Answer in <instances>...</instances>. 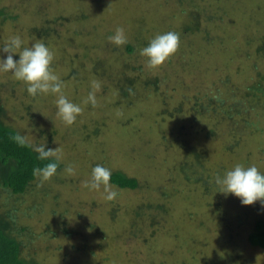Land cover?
Listing matches in <instances>:
<instances>
[{
    "label": "rangeland",
    "instance_id": "rangeland-1",
    "mask_svg": "<svg viewBox=\"0 0 264 264\" xmlns=\"http://www.w3.org/2000/svg\"><path fill=\"white\" fill-rule=\"evenodd\" d=\"M2 8L14 18L0 17V47L14 35L23 40L22 48L43 42L31 27H46L63 93L83 108L66 126L56 115L55 96L33 98L23 82L0 73L3 121L31 145L56 149L60 157L50 180L41 184L36 177L23 194H0V212L9 204L19 219L15 225L30 229V237L20 233L22 256L32 254L46 264H222V258L264 264V249L248 242L256 220L264 218V206H244L234 195L217 192L214 182L236 164L264 172V133L245 138V112L232 118L235 123L218 122L211 111L198 113L195 100L180 103L184 93L190 95L188 85L201 92V101L221 94L228 104L257 79L264 69V56L256 54L264 38V0H0ZM117 27L128 38L121 47L107 39ZM167 31L179 33L180 47L164 66L149 70L139 50ZM86 52L90 55L80 58ZM77 58L71 67L78 71L66 78L73 71L66 64ZM103 70L104 76H97ZM127 76L140 96L135 108L116 94L118 78ZM153 79L156 88L147 84ZM224 79L229 84L224 86ZM94 82L101 84L96 107L83 103ZM160 93L167 100L168 122L150 115L130 119L135 110L144 115L163 110L155 96ZM251 95L255 109L246 116L261 127L264 93ZM69 164L74 174L64 170ZM96 164L135 177L139 186H115L119 198L105 200L83 186ZM162 204L171 215L159 208ZM138 206L136 226H125ZM153 217L158 219L151 225Z\"/></svg>",
    "mask_w": 264,
    "mask_h": 264
},
{
    "label": "trees",
    "instance_id": "trees-1",
    "mask_svg": "<svg viewBox=\"0 0 264 264\" xmlns=\"http://www.w3.org/2000/svg\"><path fill=\"white\" fill-rule=\"evenodd\" d=\"M0 17H2L5 20L7 19L10 20L14 18V16H11L4 8L0 9ZM31 32L35 34L36 36H38L39 38H42L43 42L47 45L46 40H47L49 33L46 27L34 26V27H31ZM80 35L81 34H79V36ZM127 49L130 52L133 51L132 45L128 44ZM256 54L259 57L261 55L264 56V38L261 39V43L258 45L256 49ZM86 55H90V54L86 52L84 56H81L80 58L82 57L87 58L88 56ZM80 58H77L76 60H74V62L73 61L68 62L66 66L68 65V67H71L73 64L75 65V62L79 60ZM56 62H57V59L53 60L52 64L54 65ZM105 66H106L105 68H107L106 64ZM71 68L73 69V71L70 70L66 78L68 77L70 78L71 75L68 76L69 73L71 72L76 73L78 71V69H76L75 67H71ZM105 68L103 67V69ZM95 69L96 68L93 67V69L91 70L92 74L96 72ZM104 74L105 73L103 70V72L98 74L97 76L102 78ZM74 81L78 82L76 79ZM97 81L99 80L97 79ZM117 81H119V83L118 84L115 83L116 94L117 93L120 94V97L122 98V100H124L125 103H127L128 108H135V103L137 102L138 99H140V96L134 94V86L132 83V79H130V77L127 76V77L118 78ZM117 81L114 80V82H117ZM111 82L109 83V85H112ZM222 83L225 86L229 84V81L228 79H224ZM147 84H153L151 87L156 88L157 80L153 79ZM187 87H188L187 91L190 95H187V93L186 94L184 93L182 95L184 96V98H181L182 100L180 103L184 102L187 99L195 100L196 101L195 104L197 103L196 108L198 110V113L206 114V111H211V113L215 115L216 120L218 122H220L221 120H230L231 123H235L234 119L232 118L236 116L237 114H239V112H242V113L245 112V117L243 120L244 123L242 124V132H244L245 138L247 137L246 139H248L254 136L259 137L264 133V124H261L262 125L261 127H256L252 119H250V115H249V118L248 116H246V112L250 108H252V110L255 109L254 107L255 104L252 106L253 99L251 97L252 96L251 93L259 92V91L264 93V69L261 71H258L257 79L251 82L247 87H245L242 93H240L237 97L232 96V100L228 102V104L226 103L227 100L221 94H217L215 96L212 95L209 98H207L205 101H201L200 100L201 92L191 91L193 90V88L188 85ZM155 96L159 98V101L157 102L163 105V108H162L163 110L161 111L159 110L157 113L153 112V114H150L148 112V113H145L146 115L142 114L140 111L137 112L135 110V114H133V116L130 118L133 122H137L141 118L144 119L148 115H150L151 118L155 120V122L157 119H159L160 122H165V123L167 120L168 121L170 120V116H167V114L165 113L166 107H164V104H167L166 97L164 96V94H161V93L159 95L156 94ZM255 101L257 103V100ZM202 106L207 107L206 108L207 110H204L205 108L203 109ZM233 108H234V111H232ZM181 110H177L175 113L181 112ZM3 112H4V109L2 107L1 99H0V194L2 190H6L8 193L10 192L11 194H14V195H17V194L20 195V194L25 193L26 190L30 188L29 186L31 182L36 178V176L33 175V169L36 167H43L45 164L50 162V160H54L55 157L50 158V160L40 161L37 159V154L33 151L32 147L21 146L20 144H18L16 140L14 139V137L19 132L13 126L8 125L3 121ZM170 112H173V111H170ZM193 122L198 123L199 119L198 121H193ZM230 134L228 133V136H230ZM242 138L244 139V137H241V139ZM196 152L198 151L192 149L190 154L196 157V154H197ZM197 158L199 157L197 156ZM196 160H197L196 162L197 164H194V166L195 168L198 169V166L200 165V163L198 162L199 161L198 159ZM56 162L59 168L60 167L59 160H56ZM194 180H196V178ZM171 182L172 181H168V183H171ZM111 183L114 186H117L119 188H125V189H135L139 186V181L135 177L127 176L125 173L120 172V171H116L112 173ZM163 186H166V185H163ZM163 188L164 187L161 188L162 191H163ZM168 190H171V189H169L168 187ZM167 193L169 192L166 190L165 194ZM17 200H18L17 201L18 204L20 203V201H22V200L19 201L18 198ZM8 205L9 204L5 205V208H6L5 211L0 212V264H46L44 262L37 260L36 258H33L32 254H30V257L22 256V248L24 244H23V240L21 238L20 233L24 236L30 237L31 232H30L29 227H26V226L19 227L15 225L19 221V219L13 217L11 213V211L13 210H8V207H9ZM139 206L131 212L132 217H133L131 220L127 217L128 221H125V222L128 224H125V226L126 225L127 226L132 225L133 227L136 226V223H133V220H136L137 216L139 217L141 215L140 214L141 209L139 208ZM200 206H202V204H199L198 210ZM159 208L164 213L170 212V215L172 213L171 209H167L163 204L160 205ZM155 219H158V218L153 217L151 219L150 221L151 225L156 224L157 220ZM65 228L66 227H62V229L65 232H67V229ZM164 231L167 232V229ZM168 231H172V230L169 229ZM172 232H173L172 235H174L175 237L177 236L175 234H178V229L176 228L175 232L174 230ZM145 240L149 242L153 240V238L149 240L148 238L145 237ZM248 242L253 246H257L259 248L264 249V218H260L256 220L253 230L248 234ZM221 260H222V264L223 263L224 264H235V262L232 259L227 260L225 258H222ZM243 264H250V263L243 262Z\"/></svg>",
    "mask_w": 264,
    "mask_h": 264
},
{
    "label": "clouds",
    "instance_id": "clouds-1",
    "mask_svg": "<svg viewBox=\"0 0 264 264\" xmlns=\"http://www.w3.org/2000/svg\"><path fill=\"white\" fill-rule=\"evenodd\" d=\"M108 41L116 47L128 43V38L123 27H117L107 37ZM23 40L19 35L9 37L0 47V73H11L16 80L26 85L29 96L36 98L42 95H53L56 97V115L66 126H72L77 117L82 113L80 104L69 100L63 93L64 82L52 68L54 60L53 51L42 41H37L31 47H23ZM180 47V35L175 31H167L155 35L147 44L139 50L140 56L145 58V66L149 70H156L164 66ZM17 50H20L19 52ZM6 54V55H5ZM19 59H14V55ZM101 84L94 82L92 90L88 92L84 104L97 106V92ZM21 146H29L37 154L40 161L50 160L43 167L33 169V175L40 183L50 180L57 174L58 164L56 160L60 157L56 149L48 148L46 145H30L27 138L17 133L14 137ZM68 174H74V167L69 164L64 169ZM112 170L101 164H96L90 174V178L84 182V187L89 191L100 192L107 201L119 198L121 192L111 183ZM215 184L219 191L225 196L231 194L240 199L244 206L260 202L264 206V172L255 165L245 166L236 164L232 169L218 174Z\"/></svg>",
    "mask_w": 264,
    "mask_h": 264
}]
</instances>
